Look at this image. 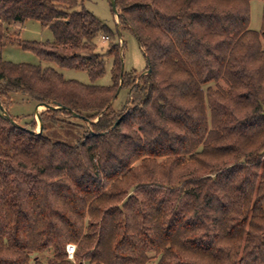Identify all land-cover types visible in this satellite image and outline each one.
Returning <instances> with one entry per match:
<instances>
[{
    "label": "trees",
    "instance_id": "obj_1",
    "mask_svg": "<svg viewBox=\"0 0 264 264\" xmlns=\"http://www.w3.org/2000/svg\"><path fill=\"white\" fill-rule=\"evenodd\" d=\"M251 1L115 0L141 76L122 72L116 43L97 52L94 40L115 33L84 0H0V50L90 80L0 53L5 110L17 93L64 107L39 113L40 133L0 112V264H264V0L259 31ZM27 20L53 41L9 36ZM106 57L111 84L96 85ZM71 113L83 122L76 144L45 135Z\"/></svg>",
    "mask_w": 264,
    "mask_h": 264
},
{
    "label": "rangeland",
    "instance_id": "obj_2",
    "mask_svg": "<svg viewBox=\"0 0 264 264\" xmlns=\"http://www.w3.org/2000/svg\"><path fill=\"white\" fill-rule=\"evenodd\" d=\"M83 8L88 12L92 13L107 29L115 33V37L104 41L102 37H98L94 40L96 44V50L98 53H105L109 43L114 42L121 48L122 51V62L123 71L130 72L135 70L137 73H143L146 68L145 58L140 51L134 35L128 30H120L117 26V18L112 12L108 0H84L82 4ZM262 23V2L260 0H252L250 2V25L249 29L259 31ZM18 34L21 40L35 41V42H52L53 36L47 27L42 26L36 21L27 20L21 27L19 24L11 26L9 29V36ZM2 60L12 62L14 64H29L41 67H53L58 71L64 79L73 80L83 84H90V80L86 72L80 70H63L55 67L54 65H48L42 62L33 53L26 52L20 48L5 44L0 50ZM105 60V73L98 79L94 84L100 86H108L111 84V57L104 58ZM127 99V90L119 91L117 99L113 102L112 108L116 111L120 110ZM10 104L6 108V112L9 117L17 121L19 126L25 125L26 123H35V132L38 131V121L34 116V108L36 103L22 94L10 95ZM5 109V108H4ZM44 109L40 108L38 113L43 112ZM83 122L77 118H68L66 123L60 124L55 127L48 128L45 135L53 141L63 142L69 145L77 143L82 133ZM264 210V204H263ZM72 245V244H70ZM74 246V245H72ZM75 248V246H74ZM50 257L49 253L34 256L33 258L39 259L40 261L46 262ZM69 260H72L68 257ZM32 264V262H31ZM150 264H155V258L151 259Z\"/></svg>",
    "mask_w": 264,
    "mask_h": 264
},
{
    "label": "water",
    "instance_id": "obj_3",
    "mask_svg": "<svg viewBox=\"0 0 264 264\" xmlns=\"http://www.w3.org/2000/svg\"><path fill=\"white\" fill-rule=\"evenodd\" d=\"M109 1V4H110V7H111V10L112 12L115 14V16L117 17L118 16V12H117V8H116V3H115V0H108ZM122 72H123V67H122ZM146 74H149V71L146 72ZM145 73H142L141 76H144ZM40 107H43L44 110H59V109H64V107H62L61 105H56L55 107H48V106H45V105H36L35 107V110H34V116L37 118V121H38V131L35 132V133H40L41 130H42V124H41V120H40V117H39V113H38V110ZM0 112L1 114L9 121H11V123H13L14 125H16L12 120L11 118L8 116L6 110L4 109V107L2 106V104L0 103ZM71 116L73 118H76V114L74 113H71Z\"/></svg>",
    "mask_w": 264,
    "mask_h": 264
},
{
    "label": "built area",
    "instance_id": "obj_4",
    "mask_svg": "<svg viewBox=\"0 0 264 264\" xmlns=\"http://www.w3.org/2000/svg\"><path fill=\"white\" fill-rule=\"evenodd\" d=\"M102 39H103L104 41L107 40L106 38H102ZM74 250H75V248H74V246H72V245H68V246L66 247V252H67V255H68V257H69L70 259H73Z\"/></svg>",
    "mask_w": 264,
    "mask_h": 264
},
{
    "label": "crops",
    "instance_id": "obj_5",
    "mask_svg": "<svg viewBox=\"0 0 264 264\" xmlns=\"http://www.w3.org/2000/svg\"><path fill=\"white\" fill-rule=\"evenodd\" d=\"M13 26H15V25H13ZM20 27H21V25H19ZM34 110H35V108H34Z\"/></svg>",
    "mask_w": 264,
    "mask_h": 264
},
{
    "label": "bare ground",
    "instance_id": "obj_6",
    "mask_svg": "<svg viewBox=\"0 0 264 264\" xmlns=\"http://www.w3.org/2000/svg\"><path fill=\"white\" fill-rule=\"evenodd\" d=\"M40 108H42V109H43V107H40ZM40 108H39V109H40Z\"/></svg>",
    "mask_w": 264,
    "mask_h": 264
}]
</instances>
